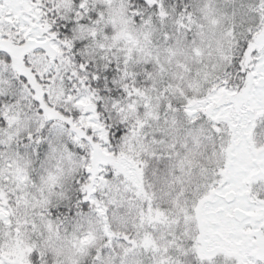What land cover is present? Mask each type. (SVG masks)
<instances>
[{
  "label": "snow or ice",
  "instance_id": "obj_1",
  "mask_svg": "<svg viewBox=\"0 0 264 264\" xmlns=\"http://www.w3.org/2000/svg\"><path fill=\"white\" fill-rule=\"evenodd\" d=\"M0 264H264V0H0Z\"/></svg>",
  "mask_w": 264,
  "mask_h": 264
}]
</instances>
